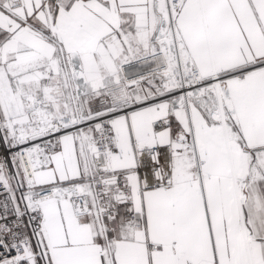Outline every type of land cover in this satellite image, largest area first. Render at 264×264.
I'll return each instance as SVG.
<instances>
[{
	"label": "snow or ice",
	"instance_id": "6c2138e0",
	"mask_svg": "<svg viewBox=\"0 0 264 264\" xmlns=\"http://www.w3.org/2000/svg\"><path fill=\"white\" fill-rule=\"evenodd\" d=\"M0 264H264V0H0Z\"/></svg>",
	"mask_w": 264,
	"mask_h": 264
}]
</instances>
